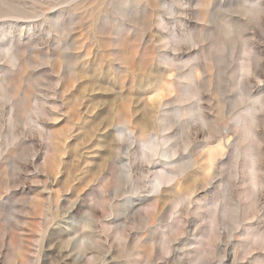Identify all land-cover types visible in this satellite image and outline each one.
Returning a JSON list of instances; mask_svg holds the SVG:
<instances>
[{"label": "rangeland", "instance_id": "rangeland-1", "mask_svg": "<svg viewBox=\"0 0 264 264\" xmlns=\"http://www.w3.org/2000/svg\"><path fill=\"white\" fill-rule=\"evenodd\" d=\"M0 264H264V0H0Z\"/></svg>", "mask_w": 264, "mask_h": 264}, {"label": "bare ground", "instance_id": "bare-ground-1", "mask_svg": "<svg viewBox=\"0 0 264 264\" xmlns=\"http://www.w3.org/2000/svg\"><path fill=\"white\" fill-rule=\"evenodd\" d=\"M224 46H225V43H224ZM163 118H162V123H161V125L159 126V128L157 129L158 131H162V132H164V131H166L167 129H169V123H165V120H166V117L165 116H162ZM108 125H113V123H112V121L111 120H108L107 122H106ZM105 125V124H104ZM141 127V126H140ZM144 127H145V131L143 130H141V132H144L143 133V139H142V143H143V150H142V155L144 156V158H145V161L148 163V164H151L152 163V160H153V156L154 155H156L157 154V149H158V147L160 146V144L163 142V143H166L167 142V136H165V137H163V139H162V141L160 142L159 141V136L157 135L158 133H156V134H152V133H150L149 132V129H151L152 128V126L149 124V123H145L144 124ZM118 128V127H117ZM147 129V130H146ZM153 129H154V131H155V128L153 127ZM117 130V133L119 134V135H122V136H124L125 137V140L124 141H126L127 142V144L125 145V146H121L120 144H117V146H116V148L118 149V150H120V153L122 152H124V150H125V154L128 156V158H129V160H128V162H129V165H126L125 163H123L122 161H123V157L121 158L120 157V162H122L123 164H122V166H121V172L123 171L129 178H132V173H133V171H134V159H133V155L135 156V154H137L138 153V147H137V141H136V139L137 138H132L133 139V141H131V138H130V136L129 135H127L125 132H124V129H116ZM116 133V134H117ZM123 139V138H122ZM141 139V138H140ZM107 140V139H106ZM105 140V141H106ZM138 140V139H137ZM122 141V140H121ZM139 141V142H140ZM125 142V143H126ZM136 143V144H135ZM141 143V144H142ZM116 145V144H115ZM139 145V144H138ZM115 148V147H114ZM164 148V147H163ZM222 148L224 149V147H223V145H222V143H221V141H219L218 143H217V145H215V146H211V147H209L208 148V150H207V152H208V156H207V163H208V168L210 169L211 167H212V165H213V162H214V160L216 159V157L218 156V154L222 151ZM165 150V149H164ZM161 154V153H160ZM162 155H164V156H166L167 154L166 153H164L163 152V154ZM137 157V156H136ZM138 158V157H137ZM142 159H143V157H142ZM137 160H139V159H137ZM136 162V161H135ZM134 164V165H133ZM138 165V164H137ZM141 165V164H140ZM140 165H139V167H140ZM136 167V166H135ZM138 167V166H137ZM206 168H207V165H206ZM206 169V170H209V169ZM137 169V168H136ZM119 170V169H118ZM118 170L116 171V175H115V178H114V182H116L117 184L118 183H122V181L120 180V177H119V175L117 174V172H118ZM139 170V169H138ZM207 173V172H206ZM112 175V174H111ZM162 175V174H161ZM166 178V180H168L169 178L171 179V177L170 176H166L165 177ZM169 179V180H170ZM158 182L155 184V186L153 187V188H155V187H157L158 185H160V184H162L165 180H162V179H159V177H158ZM166 182V181H165ZM113 183V182H112ZM120 186H121V184H120ZM119 186V187H120ZM117 188V187H116Z\"/></svg>", "mask_w": 264, "mask_h": 264}]
</instances>
